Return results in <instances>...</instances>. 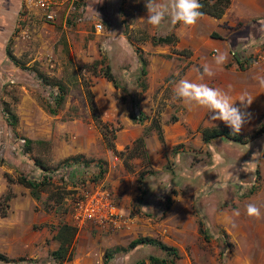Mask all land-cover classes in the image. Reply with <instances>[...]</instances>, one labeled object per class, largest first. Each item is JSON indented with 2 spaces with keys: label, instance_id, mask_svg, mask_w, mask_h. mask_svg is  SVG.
Instances as JSON below:
<instances>
[{
  "label": "rangeland",
  "instance_id": "obj_1",
  "mask_svg": "<svg viewBox=\"0 0 264 264\" xmlns=\"http://www.w3.org/2000/svg\"><path fill=\"white\" fill-rule=\"evenodd\" d=\"M125 1L83 0L81 11L67 15L62 3L54 18L45 20L21 0L17 11L8 3L9 14L1 17L0 252L7 259H0V264H58L50 250L58 244L53 234L62 221L77 229L71 258L61 264H156L146 260L148 254L171 257L149 242L104 255L106 249L125 246L138 235L174 246L178 252L174 264H264V87L259 82L264 78V31H260L264 11L240 16L233 24L225 15L222 28L208 32L206 38L212 33L224 39L210 38L217 49L228 53L223 66L215 64L217 52L212 46L193 53L184 47L189 54L176 55L181 60L173 71L150 77L146 61L141 65L135 52L138 47L144 60L146 51L138 41L143 43L149 33L146 28L136 32L138 27H128L125 18L114 17ZM131 1L133 12L144 10V0ZM137 3L142 6L136 8ZM232 9L252 10L240 0L232 1ZM96 20L103 24L99 32L93 28ZM159 33L158 27L153 36ZM105 42L110 51L102 47ZM152 49L153 55L162 53ZM238 52L241 68L233 59ZM94 59L101 60L93 63ZM106 63L116 87L100 74ZM205 63L214 76L203 75ZM183 71L190 81L226 91L237 107L242 94L253 99L241 109L251 113L240 132L243 141L222 136L201 139L200 127L227 125L211 120L208 109L175 98L173 90ZM55 81L65 88L60 104H55L59 93ZM86 89L94 111L87 105ZM3 100L15 113L14 122L3 111ZM45 102L55 111L49 112ZM93 113L111 127L105 137L115 150L104 142ZM151 119L159 123L161 138ZM68 157L77 160L78 168L66 180L45 177L47 184L30 190L7 179L21 173L40 180ZM100 167L103 171L98 173ZM84 189L98 191L115 205L119 226L74 222L71 199ZM7 191L10 196L4 198ZM249 203L260 209L259 219L247 215ZM201 221L206 223V236L198 230Z\"/></svg>",
  "mask_w": 264,
  "mask_h": 264
},
{
  "label": "trees",
  "instance_id": "obj_2",
  "mask_svg": "<svg viewBox=\"0 0 264 264\" xmlns=\"http://www.w3.org/2000/svg\"><path fill=\"white\" fill-rule=\"evenodd\" d=\"M200 4L202 5V7L200 8V11L202 13H206L209 14L211 16L214 17H220L224 8L228 5L229 0H199ZM211 36L212 33H210ZM152 42H174L175 40V36L173 34H166L163 36L157 35V36H151L150 39ZM264 43V41H263ZM138 49V50H137ZM176 53L179 54H185L188 55L189 54V50L185 49L184 47L179 48V49H173ZM135 52H137L138 54V61L139 63L142 65L143 62L145 63V58L144 60L142 59V55L141 50L137 47L135 49ZM6 53L7 55L13 59V55L10 52L8 46H6ZM234 60L238 63V66L241 68V61H240V55L239 52L236 53L233 56ZM97 60H101V59H94L93 63L98 62ZM42 79L44 81H47L46 77H44L43 75H41V73H38ZM100 74L105 77L107 80L111 81L113 86H118V82L109 66V64H104L103 67L100 69ZM54 82V81H53ZM57 87H58V94L55 96V104H60L61 100L63 98V90L65 89L63 84L60 82H56ZM86 95L87 96V105L89 106V109L94 111L95 110V105L92 101L91 98V93L89 91V89H86ZM45 106H47V110L49 112H54L55 108L51 107L48 103H43ZM2 108L3 111L6 113L8 119L11 122L15 121L16 115L15 113L11 110V108L9 107L8 103L6 101H2ZM133 118L136 117V115H134V113H131ZM92 118L95 121H98V124L100 125L102 131V138L106 143L108 144V147L114 149V146L112 144V142H108L106 137H105V131L110 129L111 127L108 126V123L105 121H101L98 117L97 113H93L92 114ZM137 118L140 119L139 114L137 115ZM171 118V117H170ZM172 119H175V117H172ZM151 123L154 125V128L156 130V133L158 135L159 138L162 137V131H161V127L159 125V123L157 121H154V119H151ZM258 128H255L252 131V134H256ZM216 136H222L225 139L228 140H232V141H241L243 135L241 133H233L232 129L230 127L227 126H202L200 127V137L203 141H208L210 138H214ZM141 139V138H140ZM243 141V140H242ZM70 157H68L67 159L64 160V162H66ZM73 160V159H72ZM75 161V160H74ZM77 161V160H76ZM39 163V162H37ZM41 164V163H39ZM42 169H48V167L44 164L40 165ZM103 168L100 167L98 169V173L102 172ZM45 175H43V178L40 180H35L33 178L27 177L21 173H18L14 178L12 177H7V179L9 181H13L16 180L17 182L21 183L24 186H27L30 188V190H36L37 187L43 186L45 184H47V181L45 180ZM47 179V178H46ZM10 196V191H7L4 195V198H8ZM0 214H4V209L0 208ZM76 225L67 222V221H62L61 223H59L56 227V230L53 234V237L58 241L57 246L50 250V254L57 259V263L61 264V260L63 259H70L71 258V254H72V242H73V238L76 232ZM198 230L202 232V234L204 236H206L207 233V229H206V223L204 222H200L198 225ZM206 232V233H205ZM142 242H149L152 244L157 245L159 248L163 249L164 251H166L167 253L171 254V257L167 260L165 258H160V257H156L154 255L148 254L146 257V260L150 263H156V264H174V258L178 257V252L176 250V248L172 245H169L163 241H160L158 239H156L155 237L149 236V235H138L132 239H130L125 246H114L113 248H108L104 251V255L105 256H109V254L111 253L112 250H116L118 248L121 249H125V247H133L138 243H142ZM0 259H7V257L0 252ZM139 262H143V260H140Z\"/></svg>",
  "mask_w": 264,
  "mask_h": 264
},
{
  "label": "clouds",
  "instance_id": "obj_3",
  "mask_svg": "<svg viewBox=\"0 0 264 264\" xmlns=\"http://www.w3.org/2000/svg\"><path fill=\"white\" fill-rule=\"evenodd\" d=\"M101 2L97 0L96 3ZM202 5L199 0H166V2H157V0H147L146 8L148 12L147 22L153 27L161 26L166 16H170L171 23L183 24L185 26H194L198 19L203 15L200 11ZM260 31H264V21L260 22ZM102 47L110 51V46L105 42ZM214 57L217 66H223L227 63L228 53L216 50ZM203 75L212 77L214 71L208 64H203ZM201 76V79L203 78ZM259 82L264 87V78H259ZM175 98L182 101L185 105H196L209 110L211 120H221L232 129L233 133H240L242 127L248 123L251 113L242 111L252 103V98L247 93L242 94L240 107L235 106L231 96L221 88L211 87L206 83H196L188 79H181L174 88ZM171 186H169L170 188ZM236 216L240 213L237 211ZM247 215L259 219L260 209L253 203L247 205Z\"/></svg>",
  "mask_w": 264,
  "mask_h": 264
},
{
  "label": "crops",
  "instance_id": "obj_4",
  "mask_svg": "<svg viewBox=\"0 0 264 264\" xmlns=\"http://www.w3.org/2000/svg\"><path fill=\"white\" fill-rule=\"evenodd\" d=\"M21 0H0V20L1 17H5L9 14V7L15 8V11H17L19 7V3ZM131 0L125 1L122 3L120 13L119 9L114 14L115 18H120L123 19L125 18V22L127 23L128 27H135L137 28L135 31L137 32H142L143 29L147 30L149 33V38L144 39L143 38V43L148 42L147 45L145 46L143 43L138 41V44L142 45V50L146 51V69L150 74V77L153 75L158 74L159 76H163L165 74H168V72L173 71L177 66V62H180L181 59H178L176 55H180L179 53H174L173 51L170 50V48H175L179 49L182 47H188L189 50H192L193 52H202L205 49H208L210 46L214 47L215 45H218L216 41L211 40V37H216V36H211L210 38H206V35L208 32L213 28V27H220V22H222V18L226 15L228 17V22L230 24H233L234 20L237 19L240 16H244L247 14H252L253 12L255 13H261L264 11V0H240L247 4L249 6L248 12H234L232 9V1L229 0L228 5L224 8L222 14L220 17H214L209 14L203 13V15L198 19L197 23L194 26H185L183 24H175L173 25L171 22L169 23L168 18L165 17V20L162 22L160 28V36L166 35V34H173L175 36L174 42H152L151 36L154 34V29L157 27H153L147 22V8L146 5H144V10L143 11H138L135 10L133 12L132 6L133 2ZM147 2V0H144ZM157 2H162V0H157ZM163 2H166V0H163ZM9 3V7H8ZM116 6V5H115ZM128 6V7H127ZM136 8L142 6L139 3L136 4ZM252 12V13H251ZM120 15H119V14ZM228 14V15H227ZM120 17H119V16ZM169 17V16H168ZM133 18V20H132ZM117 25V24H115ZM119 30L121 29L118 25L116 26ZM168 29H165L167 28ZM202 27V30H201ZM130 29V28H129ZM139 29V30H138ZM162 29V31H161ZM224 30V29H223ZM221 35H224L221 32H218ZM225 33V30H224ZM120 37H124L123 34L120 35ZM219 40L223 41V37H216ZM142 39V38H141ZM134 40V39H133ZM202 44V48L201 45ZM220 45V44H219ZM150 47H152V51H162V53H156L152 54L149 52ZM216 47V46H215ZM164 52L167 54L164 55ZM172 54V55H171ZM175 54V55H173ZM191 54V51H190ZM145 55V54H144ZM240 55V53H239ZM176 62H174V61ZM185 69V68H184ZM180 79H187V75L183 71L182 74H180ZM194 116H199V113H194Z\"/></svg>",
  "mask_w": 264,
  "mask_h": 264
},
{
  "label": "built area",
  "instance_id": "obj_5",
  "mask_svg": "<svg viewBox=\"0 0 264 264\" xmlns=\"http://www.w3.org/2000/svg\"><path fill=\"white\" fill-rule=\"evenodd\" d=\"M81 1L83 0H24V5L28 9H37L39 16L43 19L52 20L62 3L65 5L64 12L67 15L69 11L73 13L81 11L82 4L79 3ZM93 28L96 32L101 31L103 28L102 22L100 20L94 21ZM211 50L216 51L217 47H211ZM77 165L76 161L68 159L66 162H61L60 166L53 169V171H46L45 176L49 179V176L57 175L61 180H66L69 176L68 173L72 174L77 171ZM70 213L74 222L78 225L86 222H94L103 227L111 226L113 228L120 225V213L116 210L115 205L96 190L76 191L73 199H71Z\"/></svg>",
  "mask_w": 264,
  "mask_h": 264
}]
</instances>
